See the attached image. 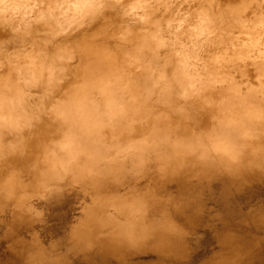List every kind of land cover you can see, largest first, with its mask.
I'll return each instance as SVG.
<instances>
[{"label":"clouds","instance_id":"9594fccd","mask_svg":"<svg viewBox=\"0 0 264 264\" xmlns=\"http://www.w3.org/2000/svg\"><path fill=\"white\" fill-rule=\"evenodd\" d=\"M0 264H264V0H0Z\"/></svg>","mask_w":264,"mask_h":264}]
</instances>
